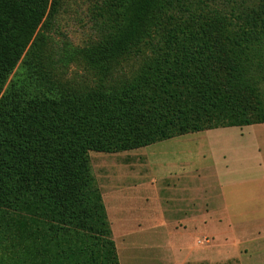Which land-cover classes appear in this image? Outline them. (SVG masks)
<instances>
[{"label":"trees","instance_id":"1","mask_svg":"<svg viewBox=\"0 0 264 264\" xmlns=\"http://www.w3.org/2000/svg\"><path fill=\"white\" fill-rule=\"evenodd\" d=\"M63 1L0 0V247L120 264L90 152L264 123V0H103L84 46Z\"/></svg>","mask_w":264,"mask_h":264},{"label":"rangeland","instance_id":"2","mask_svg":"<svg viewBox=\"0 0 264 264\" xmlns=\"http://www.w3.org/2000/svg\"><path fill=\"white\" fill-rule=\"evenodd\" d=\"M102 1L64 0L54 31L59 41L69 40L74 45L84 46L96 40L95 23L100 19L96 6ZM134 65L136 62L130 60L124 62L122 73L129 75ZM71 74L83 76L86 73L82 67H72ZM261 87L264 91V82ZM255 132H264V127L249 125L186 133L118 153L91 151L92 173L104 195L135 187L138 185L135 182H140L145 188L135 208L153 213L160 209V195L182 193L174 187L161 191L167 184H199L201 198L194 209L215 210L221 217L217 220L220 224L231 214L233 224L238 227L226 236V242L233 245V257L239 249L242 257L254 261L257 243L264 245L261 230L257 229H264V139L257 138ZM241 133L245 138L240 137ZM226 165L233 170L228 175L223 172ZM216 169L221 172L217 174ZM209 239L203 236L197 239V245L203 246ZM0 264H19V245L16 249L0 247Z\"/></svg>","mask_w":264,"mask_h":264},{"label":"crops","instance_id":"3","mask_svg":"<svg viewBox=\"0 0 264 264\" xmlns=\"http://www.w3.org/2000/svg\"><path fill=\"white\" fill-rule=\"evenodd\" d=\"M254 125L264 127V123ZM254 135L264 139V132H255ZM240 137L245 138V134L241 133ZM215 172L218 174L221 170ZM223 172L225 175L232 173V167L226 165ZM135 183H138L135 187L122 188L107 195L102 191L120 264H264V245L259 242L254 261L242 257L239 249L233 257V245L226 242V236L238 227L233 224L231 214L220 224L217 220L221 217L215 210L199 212L198 208L194 209L201 198L199 184H167L161 191L174 187L182 193L160 195V209L153 213L135 208L143 194L141 190L145 188L140 182ZM257 229L261 230L260 237L264 240V229ZM203 236L210 239L198 246L197 239Z\"/></svg>","mask_w":264,"mask_h":264}]
</instances>
